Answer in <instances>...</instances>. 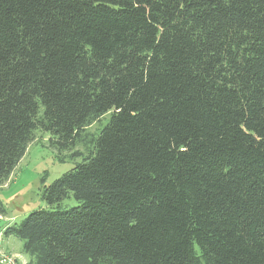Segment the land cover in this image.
<instances>
[{"label": "trees", "instance_id": "trees-1", "mask_svg": "<svg viewBox=\"0 0 264 264\" xmlns=\"http://www.w3.org/2000/svg\"><path fill=\"white\" fill-rule=\"evenodd\" d=\"M36 132L28 264H264V0H0V187Z\"/></svg>", "mask_w": 264, "mask_h": 264}, {"label": "rangeland", "instance_id": "rangeland-1", "mask_svg": "<svg viewBox=\"0 0 264 264\" xmlns=\"http://www.w3.org/2000/svg\"><path fill=\"white\" fill-rule=\"evenodd\" d=\"M109 114L86 128L87 139L108 122ZM88 146L78 145L72 151L59 152L49 144V135L36 132L9 178L0 187V200L6 215L0 217V264H28L22 252V242L14 237L4 238L6 227L19 224L28 214L49 206L42 200L44 185H49L81 163ZM78 206L70 196L59 208L68 210Z\"/></svg>", "mask_w": 264, "mask_h": 264}]
</instances>
